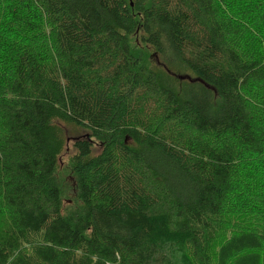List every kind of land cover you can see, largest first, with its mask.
<instances>
[{
    "label": "trees",
    "instance_id": "1",
    "mask_svg": "<svg viewBox=\"0 0 264 264\" xmlns=\"http://www.w3.org/2000/svg\"><path fill=\"white\" fill-rule=\"evenodd\" d=\"M0 264H264V0H0Z\"/></svg>",
    "mask_w": 264,
    "mask_h": 264
},
{
    "label": "rangeland",
    "instance_id": "2",
    "mask_svg": "<svg viewBox=\"0 0 264 264\" xmlns=\"http://www.w3.org/2000/svg\"><path fill=\"white\" fill-rule=\"evenodd\" d=\"M71 146L72 145H70V147L68 148V150H67V153L64 155V157L62 158V163H63V167H66L67 166V161H68V157L70 156V154L72 153V148H71ZM159 219H162V223H163V225H164V231L162 232V233H164V232H166V238L167 239H165V237H162V236H159V235H157L156 236V240L159 242V243H161V241H162V243H165V242H169V241H172L173 240V237L171 238V236H170V234L172 233V229H171V226H170V224H169V221H168V219L165 217V216H163V217H159ZM160 234V233H159ZM162 239V240H161ZM173 242V241H172ZM161 243V244H162ZM176 243L177 244H180L181 243V241H179V240H176Z\"/></svg>",
    "mask_w": 264,
    "mask_h": 264
}]
</instances>
